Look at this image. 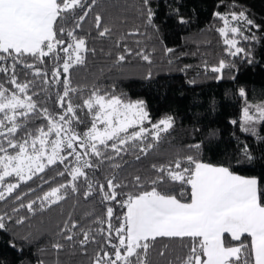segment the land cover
I'll use <instances>...</instances> for the list:
<instances>
[{"label":"snow or ice","instance_id":"snow-or-ice-1","mask_svg":"<svg viewBox=\"0 0 264 264\" xmlns=\"http://www.w3.org/2000/svg\"><path fill=\"white\" fill-rule=\"evenodd\" d=\"M144 4L147 6L148 0H144ZM91 11L87 0H0V73L4 74V81L0 82V201L12 196L21 182L32 180L49 167L63 165V169H56V175L67 173L70 180L38 197L40 211L67 199L69 189L78 193L81 178L86 185L85 199L94 191L103 194L102 202L116 201L121 195L125 197L118 201L121 209H126L122 216H117V220H122L118 226L112 224L114 209L111 206L106 208V220L92 221L107 224L105 244L108 246H100L91 258L92 264H149V250L158 238L190 239L191 247L182 264H264V185L257 177L242 176L230 167L200 160L199 143L189 146L197 150L196 155L177 154L164 163L153 164L156 175L150 181V190H143V181L138 175L134 177L133 185L142 189L138 192H118L117 189L126 185L117 182L115 175L105 178L108 191H105V183L96 179L95 173L105 160L115 161L116 157L129 152L137 153V160L142 155L147 156L174 128L175 118L166 115L153 122L144 100H132L98 88L82 97V104L72 102L70 93L81 90L72 86L70 70L86 66L88 54L95 53L94 48L88 47L86 38L77 32ZM153 15L151 8L146 7L150 25ZM215 15L223 23L217 32L223 38L227 54L236 57L243 53L245 58L249 57L250 53L238 46L240 39H250L241 31L240 25L258 27L254 21L243 11L226 15L217 12ZM69 22L71 27L67 26ZM185 22L181 18L180 23ZM102 25L103 17L95 14L97 36L107 38L112 29ZM139 35L138 30L128 32L116 41V46L120 47L130 36ZM135 43L139 46L140 41ZM166 51L171 53L173 49ZM133 55L152 63L151 53L139 48L133 52L126 44L116 62L125 63ZM25 56L40 64L45 63V57H51V81L47 70L28 63ZM248 62L251 63V59ZM17 65L32 70L25 75L40 78L42 85L59 86L56 103L62 111L51 113L47 107L38 106L33 99L39 95L35 90L36 80L18 82ZM227 67L232 65L221 59L210 69L205 64V71L219 74L217 79H220ZM145 78L151 79V72ZM5 83L14 87H5ZM41 90L46 92L47 88ZM239 95L245 101L243 125H251L242 130L257 136L255 125L264 123V102L249 103L243 88ZM78 109L81 112L86 109L91 117L85 131L77 129L84 123L77 114ZM33 117L46 123L29 128L28 123ZM242 156L249 163L254 160L247 146L242 149ZM111 167L119 169L121 164L112 163ZM8 177H14L18 182H6ZM166 181L170 185L178 184L180 188L175 191L180 197H188L187 202L178 199L174 192L158 190V186ZM13 199L22 201L23 197L17 194ZM36 204V199L22 202L13 211L26 208L28 213L35 215ZM10 219L7 214L0 215V230H6V220ZM25 219L18 218L16 223L23 224ZM68 221L60 235L72 245L78 243L80 251L87 255V246L96 243L93 230L78 225L71 215ZM95 231L103 235L105 228L99 227ZM78 235L82 238L74 240ZM64 247L58 241L52 244L57 253ZM37 264H44V261L38 260Z\"/></svg>","mask_w":264,"mask_h":264},{"label":"trees","instance_id":"trees-1","mask_svg":"<svg viewBox=\"0 0 264 264\" xmlns=\"http://www.w3.org/2000/svg\"><path fill=\"white\" fill-rule=\"evenodd\" d=\"M87 6L92 11L77 32L86 38L88 47L94 48L95 53L88 54L86 66H76L70 70L72 86L81 90L70 93L72 102L82 104V97H86L93 88H98L102 92L132 100H144L153 122L166 115L175 118L174 128L147 156L142 155L137 160V153L129 152L116 157L115 161L105 160L95 173L96 179L105 183V191H108L105 178L113 175L117 182L126 185L117 189L118 192L141 191L133 187L137 175L143 181V190H150V181L156 175L152 165L164 163L177 154L196 155L197 150L189 146L197 143L201 145L200 160L230 167L234 173L242 176L257 177L264 185V139H258L264 137V123H261L263 129L257 136L242 130L245 101L239 95V90L243 88L249 103L264 102V0H148L147 6L144 0H87ZM146 7L154 13L152 25L147 23ZM240 11L245 12L258 26L240 25L244 35L250 37L248 40L240 39L238 45L250 53L247 58L243 53L236 57L229 56L223 38L217 32L223 23L215 13L226 15ZM95 14L103 17L102 26L112 29L109 37L97 36ZM181 18L186 22L180 23ZM67 26L71 27V23ZM136 30L141 35L130 36L120 47L116 46L117 40ZM253 35L255 39H251ZM137 40L140 41L139 46L135 43ZM125 44L133 52L139 48L151 53L152 63L148 64L135 55L125 63H117L116 57L122 53ZM168 48L173 51L167 52ZM44 59L45 63L40 64L29 56L24 57L28 63H35L36 67L47 70L51 81L52 60L51 57ZM221 59L232 67L225 68L222 78L217 79L219 74L205 71V64L210 69L217 66ZM31 71L17 65L18 82L35 79V90L39 95L33 99L38 106L47 107L51 113L62 111L56 103L59 86L51 83L42 85L40 78L25 75ZM149 72L151 79H146ZM3 81L4 74L0 73V82ZM5 87L14 86L5 83ZM42 87L47 91H42ZM77 114L84 122L77 126L78 131L87 130L91 123L87 110L81 112L78 109ZM233 120L237 123L233 124ZM45 123L33 117L28 127L35 128ZM244 146L254 157L251 163L242 156ZM117 162L121 167L112 168L111 164ZM63 167L56 165L47 168L32 180L20 183V187L6 201H0V215L11 217L6 220V230H0V264H37L38 260H43L44 264H56L57 261L59 264H92L91 258L100 246L108 247L105 244L107 224L99 225L92 221L97 218L106 220V208L111 206L114 209L113 226L122 223L117 216H122L126 209H121L118 201L124 196H118L116 201L102 202L103 194L94 191L92 196L85 199L86 185L81 178L78 193H72L69 189L67 199L46 211L39 210L38 197L70 180L67 173L64 176L56 175V169ZM7 181L17 179L11 177ZM179 188L178 184L170 185L167 181L158 186V190L174 192L178 199L187 202L188 197H180L179 192L175 191ZM17 194L23 197L22 201L13 199ZM33 199L37 200L35 215L28 213L26 208L13 211L20 203ZM86 213L91 215L86 216ZM70 215L78 225L91 228L92 235L96 237V243L87 246V255L80 251L78 243L72 245L60 235ZM21 217H26L25 222L17 224L16 220ZM99 227L105 228L103 235L96 233ZM81 238L82 235H78L74 240ZM57 241L65 245L59 253L52 248ZM190 247L189 238H158L149 250V264H182ZM108 250L112 251L110 247ZM161 251L164 252L163 256L160 255Z\"/></svg>","mask_w":264,"mask_h":264},{"label":"rangeland","instance_id":"rangeland-1","mask_svg":"<svg viewBox=\"0 0 264 264\" xmlns=\"http://www.w3.org/2000/svg\"><path fill=\"white\" fill-rule=\"evenodd\" d=\"M145 127H148V125L146 124ZM244 127H251V125H248V126H245V125H244ZM255 127H256V131H257V133H259V132H262V129H263L264 126L262 127V126H261V123H258V124L255 125ZM130 131H132V130L130 129ZM263 134H264V133H263ZM9 178H11V177L6 178V182H9V181H7V179H9ZM11 182H14V183H15V182H18V181H11ZM21 183H22V182H21Z\"/></svg>","mask_w":264,"mask_h":264}]
</instances>
